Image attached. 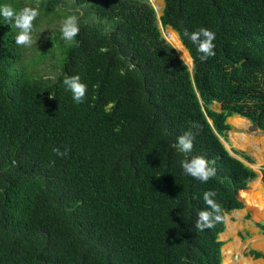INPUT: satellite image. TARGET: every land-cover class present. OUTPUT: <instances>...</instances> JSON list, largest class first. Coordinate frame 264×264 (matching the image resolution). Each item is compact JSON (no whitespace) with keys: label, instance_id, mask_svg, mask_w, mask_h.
<instances>
[{"label":"trees","instance_id":"trees-1","mask_svg":"<svg viewBox=\"0 0 264 264\" xmlns=\"http://www.w3.org/2000/svg\"><path fill=\"white\" fill-rule=\"evenodd\" d=\"M25 1L37 2L0 5ZM163 1L162 25L192 73L150 0H39L32 35L48 51L37 61L57 55L54 77L20 63L29 46L0 16V264H223L225 220L195 223L208 190L225 216L244 208L239 193L249 208L242 190L257 174L242 160H254L222 139L235 116L264 134V0ZM69 15L80 27L73 41L60 29L39 35L41 21ZM200 27L216 34L207 61L183 35ZM74 75L87 85L83 103L63 84ZM188 130L194 148L180 153L173 145ZM196 155L215 161L207 183L180 166Z\"/></svg>","mask_w":264,"mask_h":264},{"label":"clouds","instance_id":"clouds-1","mask_svg":"<svg viewBox=\"0 0 264 264\" xmlns=\"http://www.w3.org/2000/svg\"><path fill=\"white\" fill-rule=\"evenodd\" d=\"M39 0L35 6L25 5L19 10L15 9L13 5L5 3L0 5V16L7 21L11 28L18 29V34L15 36V44L17 46H31L33 44V23L39 16ZM60 32L62 39L66 42H71L80 32L79 21L76 15L67 16L61 23ZM188 37L190 41L196 45L197 52L200 53V60L207 61L211 57H215V43L216 34L206 27L189 33L187 31L183 34ZM175 39V38H174ZM183 53L181 59L189 68L192 66V60L185 59V53L182 47H175ZM101 52L107 49H100ZM63 84L72 93L73 100L76 103H83L87 92V85L81 82L79 75L66 77ZM196 135L191 131H185L177 137L176 143L173 145L180 153H191L194 148V141ZM53 151L60 157H65L68 154V149L61 151L59 148H54ZM180 166L186 175H190L196 180L207 183L217 174V169L213 166L215 161H209L203 155H196L188 158L187 156L179 161ZM217 193L213 190H208L203 193L204 209L197 213V220L195 227L198 231L212 229L217 223L224 221L227 217L224 215V210L216 201Z\"/></svg>","mask_w":264,"mask_h":264},{"label":"rangeland","instance_id":"rangeland-1","mask_svg":"<svg viewBox=\"0 0 264 264\" xmlns=\"http://www.w3.org/2000/svg\"><path fill=\"white\" fill-rule=\"evenodd\" d=\"M150 2L153 5V7L156 9L157 18L159 21V27L163 33V36L169 42V40L167 39V36H168L169 30H172V29L169 27L164 28L162 25V22H161V17L163 15V11L165 9V3L163 0H155V1L150 0ZM25 5H28L27 1H25L23 3V6H25ZM61 23H62V21L58 22L57 24L54 23V24L48 25L46 23V21H44V20L41 21L40 22L41 27L39 29V35H42V36L46 35L48 37L51 36L52 35L51 31L55 30V29H60ZM57 25H59V26L57 27ZM32 37H33V44L30 47L27 46L28 49H27V51H25V56L23 57V60L20 63H24L25 65H27L29 70L35 72L36 74L48 75L51 77H54L57 74H59L60 63H53L56 59H58L57 55H51V57H52L51 60H47V61H43V62H42V60L40 62L37 61L40 59V56L48 50L43 47L44 46L43 45V42H44L43 39H41L40 42H36L35 36L32 35ZM220 107L221 106L219 104H214L212 106L213 109L218 110V111L221 109ZM228 122L230 124H232L234 128L229 133L228 142L223 139L225 147L229 151H231L232 154H234L232 152V149H237V150L244 151L248 155L254 157V159L256 160L257 163L255 162V164H249V163L248 164L258 174H261L262 165L259 164V162H260V160H261V162L264 161V156H262L260 158V156H258V155H260V153L264 155V134L261 131L253 128L252 124L244 118L235 116V117H232L231 119H229ZM253 142H254V144L255 143L257 144V147H259L256 150H253L251 148V144ZM243 203H244V201H243ZM252 211L254 212V210L250 209V212H248L247 206L244 204V208L242 210H240V212H234L235 218H238V217L243 218V225L245 226V228L242 229V231H238L237 237L239 239H241L243 244H244V248L246 250L244 253L245 255L248 254V251H250L256 247V246L251 244L252 239L259 237V238H262L264 241V236L258 234V232H259L258 231L259 221L255 222V224H257L256 228L251 224V222H254L253 219L250 217V216L253 217ZM263 218H261V219H263ZM223 234L221 235V238H222ZM243 237L245 240L243 239ZM223 243L225 246L227 244V241H223ZM258 248L261 249L262 252L264 253V244H263V246H258ZM222 255H223V251H222ZM223 259H224V257H223ZM261 260H264V257Z\"/></svg>","mask_w":264,"mask_h":264},{"label":"bare ground","instance_id":"bare-ground-1","mask_svg":"<svg viewBox=\"0 0 264 264\" xmlns=\"http://www.w3.org/2000/svg\"><path fill=\"white\" fill-rule=\"evenodd\" d=\"M155 1V0H154ZM175 38V39H174ZM167 39L169 42L175 47H182L185 53V59L186 60H192L191 55L189 54L186 47L183 45L182 41L180 40L178 34L175 31L169 30ZM177 50V49H176ZM179 55L182 57L183 53L177 50ZM193 64L190 67L191 71H193ZM238 145V144H237ZM251 198V205L253 209L255 210L259 206V201L261 199L263 200V197L253 193L250 195ZM259 217V216H258ZM240 221V220H239ZM240 223H233L230 220L227 222V231L225 234H223L222 239L228 242L229 244L225 245L223 248L224 253V264H264V261L255 262L252 259L248 258H240V255L244 251V244L241 242V240L237 237V232L239 228H241ZM232 240V241H231ZM257 241H259L258 238L251 241V244H255Z\"/></svg>","mask_w":264,"mask_h":264},{"label":"crops","instance_id":"crops-1","mask_svg":"<svg viewBox=\"0 0 264 264\" xmlns=\"http://www.w3.org/2000/svg\"><path fill=\"white\" fill-rule=\"evenodd\" d=\"M231 119V118H230ZM251 148L253 149V150H256L257 148H259V147H257V144L255 143L254 144V142L251 144ZM258 156H260V158L262 157V156H264L263 154H261L260 153V155H258ZM238 157V156H237ZM252 157V156H251ZM240 160H242L240 157H238ZM253 158V160H254V163H249V164H255V162H256V160L254 159V157H252ZM243 162H245V164L247 165V166H249V164H248V162H246V161H244V160H242ZM257 163V162H256ZM259 164H261L262 165V167H261V174H258L255 170H253L250 166V168L253 170V171H255L256 172V174H257V178H255L254 180H252L249 184H248V187H247V189H245V190H242V191H248V192H250V194H249V208L251 209V210H254L253 209V207H252V205H251V198H250V195H251V193H253V195H254V193L255 194H258V195H260V196H262L263 197V200L261 199V201H259V206L254 210V212H253V217L252 216H250L252 219H253V221L254 222H251V224L256 228V225L257 224H255V222L256 221H259V224H258V227H259V229H258V234H260V235H262V236H264V232L262 231V229H261V222L262 221H264V181H263V170H264V161L263 162H261V160H260V162H259ZM241 192V191H240ZM239 197H241L240 196V193H239ZM241 199V198H240ZM241 201H242V199H241ZM243 202V201H242ZM243 204H245V202L243 203ZM246 205V204H245ZM247 206V205H246ZM248 208V206H247V211L248 212H250V209ZM242 210V209H241ZM234 212H240V210H236V211H233V212H231V213H229V214H227L226 215V219H225V224H226V231H227V222H228V220H230L231 222H233V223H240L241 224V228H239V230L238 231H242V229H244L245 228V226L243 225V218L241 217H238V218H235V216H234ZM259 216V217H258ZM230 217V218H229ZM261 218H263V219H261ZM240 220V221H239ZM226 231H225V233H226ZM224 233V234H225ZM238 233V232H237ZM259 235V236H260ZM258 239H259V241H257L255 244H252V245H254V246H256L254 249H252V250H250V251H248V254L247 255H245L244 253H245V249H244V251L242 252V254L240 255V258H250V259H252V260H254L255 262H259V261H264V260H261L262 258H259V259H256L253 255H251V252L252 251H257V252H262V250L261 249H259L258 248V246H263V244H264V241H263V239L262 238H259V237H257ZM243 239H244V237H243ZM254 239H256V238H254ZM254 239H252L251 241H253ZM220 240H222V242L223 241H225L224 239H222L221 238V236H220ZM241 240V239H240ZM245 240V239H244ZM228 242H230V241H228ZM227 242V244H229ZM241 242H242V240H241ZM226 244V245H227ZM225 246H223V248H224ZM263 253V252H262ZM264 254V253H263ZM223 257H224V253H223ZM223 264H224V259H223Z\"/></svg>","mask_w":264,"mask_h":264},{"label":"water","instance_id":"water-1","mask_svg":"<svg viewBox=\"0 0 264 264\" xmlns=\"http://www.w3.org/2000/svg\"><path fill=\"white\" fill-rule=\"evenodd\" d=\"M156 10V9H155ZM162 32V31H161ZM162 35H163V33H162ZM164 37V36H163ZM180 56V55H179ZM181 57V56H180ZM186 64V63H185ZM187 65V64H186ZM188 66V65H187ZM193 68H194V64H193ZM190 69V68H189ZM190 71H191V69H190ZM191 73H192V71H191ZM211 122V121H210ZM222 142L224 143V141H223V139H222ZM231 152V151H230ZM234 157H237L235 154H232ZM238 158V157H237ZM261 225L262 226H264V221H262L261 222ZM222 235V234H221ZM222 241V240H221ZM222 251H223V249H222Z\"/></svg>","mask_w":264,"mask_h":264}]
</instances>
